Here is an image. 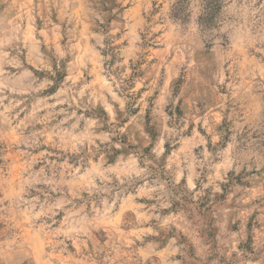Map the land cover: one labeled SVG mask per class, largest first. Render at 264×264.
<instances>
[{"label":"rangeland","instance_id":"obj_1","mask_svg":"<svg viewBox=\"0 0 264 264\" xmlns=\"http://www.w3.org/2000/svg\"><path fill=\"white\" fill-rule=\"evenodd\" d=\"M0 264H264V0H0Z\"/></svg>","mask_w":264,"mask_h":264},{"label":"trees","instance_id":"obj_2","mask_svg":"<svg viewBox=\"0 0 264 264\" xmlns=\"http://www.w3.org/2000/svg\"><path fill=\"white\" fill-rule=\"evenodd\" d=\"M182 8H180V10H181ZM208 17V16H207ZM201 21H203V22H208V19H201Z\"/></svg>","mask_w":264,"mask_h":264}]
</instances>
